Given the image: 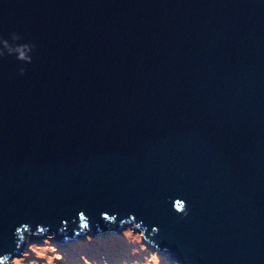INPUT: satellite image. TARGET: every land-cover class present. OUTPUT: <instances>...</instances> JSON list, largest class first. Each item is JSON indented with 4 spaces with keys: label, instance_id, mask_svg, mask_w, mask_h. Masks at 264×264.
<instances>
[{
    "label": "water",
    "instance_id": "water-1",
    "mask_svg": "<svg viewBox=\"0 0 264 264\" xmlns=\"http://www.w3.org/2000/svg\"><path fill=\"white\" fill-rule=\"evenodd\" d=\"M12 32L36 52L0 61V255L84 212L172 264H264V0H0Z\"/></svg>",
    "mask_w": 264,
    "mask_h": 264
},
{
    "label": "clouds",
    "instance_id": "clouds-1",
    "mask_svg": "<svg viewBox=\"0 0 264 264\" xmlns=\"http://www.w3.org/2000/svg\"><path fill=\"white\" fill-rule=\"evenodd\" d=\"M22 40L24 37L17 32L10 33L8 38L0 36V61L14 57L21 65H31L36 52V44L20 43ZM26 74V68L20 67L19 75L25 76ZM173 210L182 217L186 216L189 211L186 201L179 198L174 200ZM101 218L109 228L117 223V215L103 213ZM120 227L123 231L118 236L113 234L108 240L102 237L94 240L93 236L89 235L90 218L84 212H80L78 214L79 231L75 233V238L83 235L84 239L72 246V251L69 253L61 252L52 244L55 236L49 234L48 228L37 226L33 230L28 224H22L13 233L16 241L15 248L20 254L18 256L12 253L0 255V264H41V262L42 264H172L167 255L163 257L160 255L161 251L158 248L152 250L151 238L159 234L158 227H152L151 233L146 235L147 229L142 228L140 223H136L134 216L121 221ZM60 232L63 233L64 229H60ZM40 238H43L41 244L34 242ZM117 244L120 245L121 251L117 255H112L108 249ZM89 245L93 248H89ZM25 248L26 250L21 251ZM99 248L105 251L100 252Z\"/></svg>",
    "mask_w": 264,
    "mask_h": 264
},
{
    "label": "rangeland",
    "instance_id": "rangeland-1",
    "mask_svg": "<svg viewBox=\"0 0 264 264\" xmlns=\"http://www.w3.org/2000/svg\"><path fill=\"white\" fill-rule=\"evenodd\" d=\"M51 231V230H50ZM49 231V234L50 235H54V234H52L51 232ZM121 231H123V229L121 228V227H118V229H116V230H114V227H112V228H109V226H108V230L105 232V233H98L99 232V230H95V233L93 232V231H90L89 232V235H92L93 236V239L94 240H96V239H98V238H104L105 240H108L111 236H113V234H115L116 236H118L119 235V233L121 232ZM42 239L43 238H40V239H36V240H34V242L35 243H37V244H41L42 243ZM84 239V236L83 235H81L79 238H71L70 240L68 239V238H66L64 241L65 242H63V243H56V241H55V239L52 241V244L55 246V247H57L61 252H65V251H67V252H69V253H71V251H72V246H75V245H77V243H78V241H82ZM146 243H147V241H146ZM89 248H93V246L92 245H89L88 246ZM152 247V246H151ZM120 248V245L119 244H117V245H115V247L114 248H110V249H108V251H113L114 252V254L113 255H117L121 250L119 249ZM23 250H26V248L25 249H22L21 251H23ZM152 250H156V248H153L152 247ZM99 251L100 252H104L105 251V249H103V248H99ZM160 253V255L163 257V256H165V255H167V253L166 254H162L161 252H159ZM20 253L19 252H15L13 255H15V256H18ZM89 258H91V257H89ZM41 264H42V262H41Z\"/></svg>",
    "mask_w": 264,
    "mask_h": 264
},
{
    "label": "bare ground",
    "instance_id": "bare-ground-1",
    "mask_svg": "<svg viewBox=\"0 0 264 264\" xmlns=\"http://www.w3.org/2000/svg\"><path fill=\"white\" fill-rule=\"evenodd\" d=\"M114 248V247H113ZM120 250H121V248H119ZM112 255L114 254V252L111 250V251H109Z\"/></svg>",
    "mask_w": 264,
    "mask_h": 264
},
{
    "label": "trees",
    "instance_id": "trees-1",
    "mask_svg": "<svg viewBox=\"0 0 264 264\" xmlns=\"http://www.w3.org/2000/svg\"><path fill=\"white\" fill-rule=\"evenodd\" d=\"M107 227H108V225L105 228H107Z\"/></svg>",
    "mask_w": 264,
    "mask_h": 264
}]
</instances>
